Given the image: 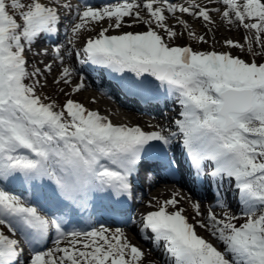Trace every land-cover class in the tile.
<instances>
[{
  "label": "snow or ice",
  "instance_id": "1",
  "mask_svg": "<svg viewBox=\"0 0 264 264\" xmlns=\"http://www.w3.org/2000/svg\"><path fill=\"white\" fill-rule=\"evenodd\" d=\"M219 2L227 8L223 18L254 31L256 44L264 50V0ZM140 8L152 18L144 21L147 32L108 35L104 28L74 54L83 56L81 64L118 74L130 91L149 87L138 78L154 77L158 88L180 106L182 119L175 120L176 131L145 132L139 126L116 125L71 99L57 110L55 102L46 103L49 98L37 94L40 81L33 78L42 73L39 68L29 71L27 52L39 38L59 33L62 10L74 11L75 21L65 29L71 32V45L90 23L114 20L109 27L119 30L125 17L142 20L136 11ZM165 11L173 17L179 11L212 22L209 10L195 0L188 7L169 0L142 4L124 0L102 9L86 5L75 10L65 0H0V264H141L144 253L128 241L123 229L68 231L66 214L46 216L6 184L47 180L54 185L55 196L83 210L97 193L130 199L145 158L160 150L154 142L170 147L178 139L197 176L211 168L212 180L234 185L240 215L218 218L209 209L207 220L199 224L223 246L221 251L197 234L173 197L157 201V210L143 215L144 238H151L155 249L162 251L163 264H264V64L231 53L171 46L156 30L161 29L167 41L177 36L166 23ZM179 23L188 28L186 21ZM189 36L207 43L203 36L192 32ZM246 39L252 53L253 38ZM226 43L244 50L237 42ZM55 54L63 64L60 47ZM45 71L51 72V65ZM71 75L72 70L64 67L62 81L71 84ZM83 87L81 83L75 91ZM195 212L202 215L199 204ZM237 220L243 222L237 225ZM53 230L55 247L48 249ZM17 234L30 248L27 261L21 242L13 238ZM65 242L68 246L61 247Z\"/></svg>",
  "mask_w": 264,
  "mask_h": 264
},
{
  "label": "bare ground",
  "instance_id": "2",
  "mask_svg": "<svg viewBox=\"0 0 264 264\" xmlns=\"http://www.w3.org/2000/svg\"><path fill=\"white\" fill-rule=\"evenodd\" d=\"M142 4V2H140ZM241 3V2H238ZM242 4V3H241ZM115 6V5H114ZM162 5L158 6L157 4H154V8H159ZM78 6H74V8H77ZM103 7L99 8L102 9ZM224 7L223 9H225ZM221 9V10H223ZM140 13V16L142 17V20H134L131 17H125L122 26L124 25L125 27H121L119 30L115 29L114 27H109L110 24L115 23L114 22H109L106 21L103 24L100 23L99 30L96 32V34L104 28H108L109 32H112V35H120L123 33L127 32H133V33H143L147 32L149 30L148 25L144 23L146 20L152 19L144 10L143 8L136 9ZM212 13H210L211 17V23H206L203 21L202 18H196L194 17L193 21H196L193 23H189L187 20H190L191 15L187 14L185 17L182 15L179 11L176 13L175 17L172 16L171 13L165 11V17H166V23L169 28L174 30L177 33V36L175 37L174 40L172 41H167L166 34L161 30V29H156L162 36H165L166 42H168L171 46H178V47H191L194 51H202V52H208V51H216L217 53H231L233 56H238L241 59L246 60L247 55L249 53H245L243 51L238 50L237 48H232L227 45V41H234L237 42L241 45H243V49L247 47V39L248 35L245 33V30L243 27L239 26L238 24H229L227 20L223 18V13L217 14L215 11L210 10ZM180 20L186 21L188 24V28H184L183 25L179 23ZM153 27L155 25L153 24ZM124 30V31H123ZM189 32L195 33V36H203L207 43H201L199 40H195L193 38L192 42L189 40H186L184 36L187 39L190 38ZM88 38H92V35L87 36ZM87 38V39H88ZM264 38V36L262 37ZM185 39V40H184ZM185 41V42H184ZM252 45L254 46L253 42ZM80 45L76 47V49H79ZM54 47L47 48L44 43L42 42H37L35 46L32 48L31 53L34 54L35 60H37L38 64L41 63V66L43 70L41 71L43 75V79L40 81V84L37 87V94L40 95L38 92L43 91L42 93L48 97L52 98L54 101L58 99V102L63 101V97L66 96L65 93L57 94L58 90H61V85L65 84L61 77L63 74V68L68 67L72 70V75L70 77L71 79V84H65L67 93L69 94L68 96H72V98H76L74 100L75 102L81 103L85 108L91 110V111H96L100 113L102 116L108 117L113 124L116 125H126L129 127H135L139 126L140 128L147 129V128H152L151 130H160L162 131L163 129H166L162 121L158 119H152L151 121L147 120L143 115H140L134 110H126L123 112L117 105H113L111 101L105 96H101L93 87H90L87 83V81L81 77V68L78 66V64L75 62V59L73 55L69 57L67 53L69 51L73 52L74 47L71 45H66L63 48H61L62 54L65 56L64 57V63L61 64L59 60L56 59V54L55 50L52 52ZM262 51L264 53V50L261 49V47L258 45L256 47V51ZM235 51V53L233 52ZM238 51V52H236ZM47 53V55H43L42 53ZM253 52V51H252ZM37 53H41L40 55H37ZM254 55L252 54V57ZM46 58L49 60H40V58ZM27 59L29 61V64H31L34 59L31 57L29 52H27ZM54 59L55 61H52ZM258 62V61H256ZM251 63V62H249ZM47 65H51L52 71L51 72H46L45 68ZM28 68L31 69V67L28 65ZM33 71V70H32ZM57 81H60L59 83ZM33 82L32 79L28 80L27 83L31 84ZM83 84L84 87L81 89L79 92H76L75 89L79 84ZM50 84L51 86L47 87ZM64 90V89H63ZM56 92V93H55ZM41 96V95H40ZM62 98H61V97ZM42 98L44 96H41ZM56 97V98H55ZM60 99H59V98ZM55 98V99H54ZM69 100V99H68ZM46 103H49L48 101H45ZM94 104L95 106H92ZM59 105V103H58ZM57 105V107H58ZM62 106H59L58 110L62 108ZM162 122V123H161ZM165 134V133H164ZM153 198L154 196L156 197L153 199V202L160 201L161 199L169 200L171 197H175L180 205L183 207V214L188 218L189 223L195 225L197 227L196 232H203L205 236L211 235L210 231L199 227V224L196 219H192V208L191 206H186L187 203H189V199L182 193H179L176 189H170V188H156L153 191ZM209 197L215 199V194L214 190L210 191ZM149 200H146V204ZM232 206H229V208ZM179 208V207H178ZM195 209V205H194ZM203 210L206 212V209L204 208L203 204H201V212L205 216V213ZM216 214H221V210L217 209ZM215 214V215H216ZM225 215H222L220 217H224ZM218 217V216H217ZM125 235L128 239V241L131 242L134 246L139 248L143 253H144V258H146L148 264H163V255L162 251L158 250H153L151 249L150 252L146 250L145 245L139 240L138 237L132 236L129 233L125 232ZM202 234V233H201ZM202 234V235H203ZM152 239L149 240V242L152 243ZM213 243L216 244L217 248L219 250L220 247L222 246L216 239L213 238ZM219 245V246H218ZM68 246V245H67ZM161 248H162V243H161ZM156 253V255H154ZM146 256V257H145ZM143 264L144 259L141 261Z\"/></svg>",
  "mask_w": 264,
  "mask_h": 264
},
{
  "label": "rangeland",
  "instance_id": "3",
  "mask_svg": "<svg viewBox=\"0 0 264 264\" xmlns=\"http://www.w3.org/2000/svg\"><path fill=\"white\" fill-rule=\"evenodd\" d=\"M67 0H65V2H66ZM227 10V9H226ZM225 11V10H224ZM63 14L65 15V16H69L70 15V12H65V11H63ZM189 23H193L194 24V22H196V21H193V20H187ZM64 23V22H63ZM65 23L67 24V22H66V20H65ZM122 27H125L124 25L122 26ZM242 27V26H241ZM124 31V30H123ZM91 33V30H88L87 32H83V30L81 31V33H80V37L79 38H81V39H83V38H85L87 35H91L90 34ZM188 36V35H187ZM187 36L185 37L184 36V38L186 39V40H190L191 42H192V40H193V38L192 37H190L189 39H187ZM184 39V40H185ZM196 40V39H195ZM185 42V41H184ZM74 43V42H73ZM255 47H257V45L255 46ZM238 50H240V49H238ZM241 51V50H240ZM256 51V50H255ZM234 53H235V51H233ZM236 52H238V51H236ZM243 52H245V53H248V49H246V47L244 48V50H243ZM29 54L31 55V57L34 59L33 61H31L32 63L30 64L31 65V67H32V69H35L36 67L37 68H39L41 71L43 70V68H42V66H41V63L40 64H38V62H37V60H35V58H34V54L33 53H31V51L29 52ZM256 56H259V57H264V53L262 52V51H256ZM38 58H40V60H42V59H44V60H49V59H46V58H41V57H38ZM250 58H251V53L249 52L248 53V55H247V60H250ZM53 60V59H52ZM33 79H39V81H41L42 79H43V75L41 74L39 77H34ZM48 85V84H47ZM49 86H51L50 84L47 86V87H49ZM61 88H63V89H61V90H58V95L59 94H61V93H65L66 94V96L65 97H63V101H61V102H58V99H56V101H54L52 98H49L48 100H46V101H48L49 103H51V102H55L57 105H58V103H59V105H58V107H57V110H58V108H59V106H62L63 105V103L65 102V101H67L68 99H71V100H76V98H72V96H68L69 94L67 93V90H66V87H65V84H63V85H61ZM43 91H39L38 93L41 95V96H44V97H46L43 93H42ZM56 93V92H55ZM61 97V96H60ZM56 98V97H55ZM54 98V99H55ZM59 98V97H58ZM62 98V97H61ZM60 99V98H59ZM92 106H95L94 104H92ZM190 204L189 203H187V206H189ZM147 209V208H146ZM145 209V210H146ZM193 216V215H192ZM212 237V236H211ZM210 237V238H211ZM146 264H148V263H146Z\"/></svg>",
  "mask_w": 264,
  "mask_h": 264
}]
</instances>
